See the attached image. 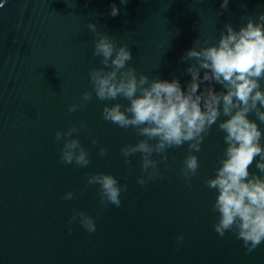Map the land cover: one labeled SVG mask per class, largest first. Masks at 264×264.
I'll return each instance as SVG.
<instances>
[{"label":"water","instance_id":"obj_1","mask_svg":"<svg viewBox=\"0 0 264 264\" xmlns=\"http://www.w3.org/2000/svg\"><path fill=\"white\" fill-rule=\"evenodd\" d=\"M0 0V264H264V243L248 253L232 233L213 229L217 193L206 186L224 158V133L213 126L202 150H168L162 178L139 185L141 154L125 163L121 149L143 137L102 117L104 106L126 100H93L75 113L68 107L91 90L88 73L102 67L92 51L97 37L87 25L127 43L130 66L150 79H179L186 90L195 61L181 58L197 41L218 43L225 25L237 31L264 15V0ZM120 9L111 15L112 6ZM203 70L201 76H203ZM264 85V82H262ZM219 84H202L200 91ZM250 119L255 120L254 114ZM227 119L221 117V120ZM83 121L79 139L90 152L86 168L60 163L55 133ZM259 127L264 130V123ZM97 144L93 145L92 140ZM264 144V140L261 141ZM62 146V145H61ZM107 147L109 155H98ZM189 154L200 168L191 183L179 174ZM159 160L158 156H154ZM260 157H256L259 161ZM256 161L249 171L260 174ZM132 174L125 179L128 168ZM116 176L128 190L119 208L106 210L89 174ZM76 198L63 200L67 192ZM73 210L92 216L97 231L79 223ZM183 245L177 247V236Z\"/></svg>","mask_w":264,"mask_h":264},{"label":"clouds","instance_id":"obj_2","mask_svg":"<svg viewBox=\"0 0 264 264\" xmlns=\"http://www.w3.org/2000/svg\"><path fill=\"white\" fill-rule=\"evenodd\" d=\"M120 2L126 4L127 0ZM227 5L228 0H224L221 7L226 9ZM119 11L113 5L111 15L116 16ZM87 28L97 37L92 55L99 58L102 67L89 71L91 90L84 91L78 103L69 105L68 112L86 107L93 94L102 102L126 100L127 106L119 102L106 104L102 117L122 129L132 128L137 136L143 137L136 144L123 147L121 155L131 165L129 158L141 154L142 174L136 182L145 188L149 182L162 178L159 165L168 162L169 149L187 144L189 153H198L216 126L224 133L226 148L215 177L205 182L217 193L212 211L218 213V219L213 229L222 238L232 233L238 241H243L248 253L255 251L264 243V144L261 143L264 130L257 123H264V15L258 20L250 18L239 31L226 24V31L214 45L197 41L198 46L181 58L182 62L195 61L187 69L191 80L186 90L179 79L161 81L138 73L130 66L133 56L127 43L118 44L98 31L94 23H89ZM206 83L219 84L222 90L217 92L208 86L201 92V85ZM252 114L255 120L249 118ZM84 127L86 124L81 121L67 130L56 131L61 164H74L77 168L91 164L90 152L78 138ZM97 143L96 139L92 140L93 145ZM98 155L107 157V147H101ZM256 157H260L259 161ZM254 161L260 174L249 171ZM199 168L198 156L189 154L179 174L190 184ZM132 171L128 168L125 179ZM86 181L85 188L98 185L103 210L109 205L121 206L122 195L128 190L126 183L121 184L116 176L106 173L89 174ZM75 198L71 191L62 197L63 200ZM76 223L89 234L97 231L96 220L84 211L73 210L67 222L69 232ZM184 241L183 235L177 236V247Z\"/></svg>","mask_w":264,"mask_h":264}]
</instances>
